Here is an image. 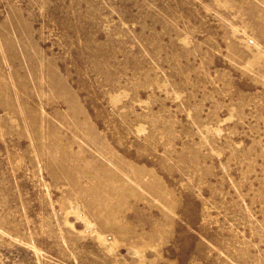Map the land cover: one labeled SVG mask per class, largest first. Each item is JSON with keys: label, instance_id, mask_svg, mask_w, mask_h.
Returning <instances> with one entry per match:
<instances>
[{"label": "rangeland", "instance_id": "obj_1", "mask_svg": "<svg viewBox=\"0 0 264 264\" xmlns=\"http://www.w3.org/2000/svg\"><path fill=\"white\" fill-rule=\"evenodd\" d=\"M0 264H264V0H0Z\"/></svg>", "mask_w": 264, "mask_h": 264}]
</instances>
